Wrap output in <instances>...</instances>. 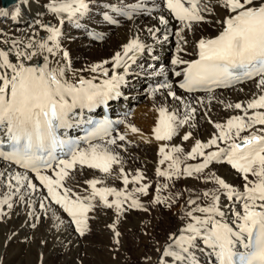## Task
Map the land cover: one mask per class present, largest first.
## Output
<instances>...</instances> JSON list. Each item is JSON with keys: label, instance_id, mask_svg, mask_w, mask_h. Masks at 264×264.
<instances>
[{"label": "snow or ice", "instance_id": "1", "mask_svg": "<svg viewBox=\"0 0 264 264\" xmlns=\"http://www.w3.org/2000/svg\"><path fill=\"white\" fill-rule=\"evenodd\" d=\"M28 3L20 0L11 13L13 20ZM42 3L55 23L37 20L24 39L9 40L0 30V217L7 215L4 206L11 211L18 204L30 209L28 217L40 221L34 207L38 204L45 215L51 212L60 224H64L61 215L66 214L65 227L84 237L91 231L90 220L95 219L90 213L112 210L115 219L107 228L113 234V244L119 246L122 234L117 225L121 217L131 210H150L140 197H149L153 185L144 182L140 171L130 179L116 151L124 147L118 142L126 141V135L113 136V121L107 117L94 120L88 115L121 95L125 74L146 45L134 35L110 60L76 69L70 50L64 46L68 38L65 28L86 29L97 15L108 25H119V16L133 23L141 17L154 18L167 26L166 9L180 24L174 33L176 55L170 61L175 66L172 74L178 79L174 87L165 77L151 93L166 90L164 96L177 105L175 110L165 105L156 109L158 117L151 130L154 140L171 142L183 126L195 127L191 122L197 108L176 89L205 93L209 104L218 100L226 109L241 114L219 123L204 113L215 131L206 142L196 139L190 151L177 144H160L155 174L171 183L155 186L151 205L171 209L177 204L183 192L161 193L181 179L213 187L195 197L194 189H186L189 196L180 216L182 225L154 249L158 254L155 264H201L198 254H206L211 264H264V0H162L163 7L157 3L149 6L146 0ZM154 12L160 14L154 17ZM0 16L7 17L9 12L0 10ZM202 24L215 26L216 31L193 40L194 56L185 59L188 33L194 34ZM147 31L155 37L160 29L148 27ZM87 34L94 40L104 39L95 31ZM247 81L253 82L258 92L246 104L218 99L217 90ZM195 101L205 103L199 96ZM128 127L132 133L139 132L133 125ZM72 129L83 130L84 135L73 138L69 136ZM192 137L188 131L181 138L189 141ZM209 149L215 150L206 151ZM197 158L201 160L196 164L185 163ZM213 165L230 167L240 184L217 175L210 167ZM85 169L103 175L85 179L81 185L79 175ZM107 178L122 180L123 187L109 186ZM77 185L84 194L74 190ZM129 185L138 186L129 190ZM145 259L151 261V257Z\"/></svg>", "mask_w": 264, "mask_h": 264}, {"label": "bare ground", "instance_id": "2", "mask_svg": "<svg viewBox=\"0 0 264 264\" xmlns=\"http://www.w3.org/2000/svg\"><path fill=\"white\" fill-rule=\"evenodd\" d=\"M146 2L148 3L149 6H151L152 3H157L160 4L161 7H163L162 0H146ZM19 4L20 2L13 6H10L9 8H4L0 0V10L9 12V16L7 17L0 16V30H3V32L6 34L9 40L13 38L16 39L26 38V35L29 33L30 28L34 26L37 20L50 21L52 23H55V21L51 19V14L47 12L45 7H43L42 0H29L28 4H23L21 6V15L17 19L13 20L11 13L14 12L15 8ZM159 14L160 13L158 12H154L153 16L155 17L158 16ZM163 14L165 15L166 18L169 19V24L167 26L159 24L158 20L154 18L141 17L135 23H133L131 21L126 22L123 18L117 16L116 18L120 20V24L117 27H114L112 25H108L104 23L100 19L99 15H97L93 18L91 24L87 25L86 29H76L74 26L68 25L69 30L67 31H71V32L74 31L79 38L78 39L67 38L65 40V45H64L68 50H70V53L73 58V67L76 69H80L82 67H86L88 64L91 63H99L104 60H110L112 55L116 51H120L122 45L126 43L129 39H131L134 35H138L139 38L142 40V42L145 43L146 50L137 55L136 63L131 64L128 73L125 74V83L122 84L120 87L121 95L118 98L110 101L108 106L110 107L111 112L115 118L124 121V123L121 124L120 128L122 132L126 135L127 137L126 140L129 139V140H134L136 142L139 141L140 145H142L140 146V149H143V151L139 150L141 153L139 152L136 153L135 151L133 152V149L130 150L127 147V145L125 146L124 145L125 142L123 143L118 142V143H122L124 147L117 148L116 151L119 152L120 156L122 157L123 160L122 166L124 167L126 173L130 174L129 176L130 179H131V175H134L136 171H140L144 173V176L146 178L144 182L151 183L153 185V187L149 190L150 196L145 197L144 198L145 202L143 201V204L146 207H148L147 203L149 202L151 196L155 195L154 189L158 183H166V182L171 183L164 180L161 177H157L155 174V169L158 166V160L160 158L158 155V148L160 144L161 143L177 144L184 147L185 151L187 152L190 151L196 139H200L202 142H206L209 138H211V135L215 131L212 125H210L209 127L207 126L208 128L206 129L205 127L201 128L196 124L195 127H189L188 125H185L179 129V134L173 138V141L159 142V141H155L154 138L152 137L151 130L155 126V121H153V117L152 118L149 117L148 121L143 124L144 125L143 131H139L138 133H132L128 127V125H133L132 121L128 117V113L134 109V105L137 102V95L143 93L144 91H147V93L149 92L147 89H145L144 84H148V85H155L157 83L160 84L163 83L165 77H167L174 84L175 87V82L178 79L172 74L171 71V69L174 68L175 66L172 65L170 68L162 69L161 67L162 64L157 61L159 59V55L165 56L166 55L165 53L171 49L170 46H168V44L169 43L175 44L176 43L175 40H177L176 36L174 35V33L176 32L177 22L168 16L166 9H164ZM148 27L159 28L160 31L156 33L155 37H153L148 33L147 31ZM92 31H95L103 35L104 39L103 40L92 39V37L87 34V32H92ZM215 31H216L215 26L202 24L196 29L194 34L188 33L189 43L188 45H184V47L188 48L189 54L187 55L182 54L184 55V58L191 59L194 56V53L192 52L193 40L198 39L201 36L212 35L215 33ZM165 35H168L167 40H164ZM84 37L85 40H83ZM100 42H103V44L100 45L96 44ZM104 44H106V46H104ZM82 54L85 55L84 62L80 61L81 58L80 55ZM120 71L122 72V70ZM160 74L162 77H159L157 81L153 82L150 80L153 77H155L154 75H160ZM85 75H88V78H91L90 74H85ZM148 77H150L149 79L150 81L147 82L145 81V79H147ZM176 90L178 91V94H182L184 96L186 102L192 104V106L194 107H197L196 106L197 103L195 101V97L197 96L204 98L205 100L204 104H209L207 100V96L205 95L204 96L188 95L187 93H183L182 90L179 89ZM165 91L166 90H161L160 92H157V94H159V97L157 96L156 99V103H158V107L161 105H165L171 108V110H175L177 102L172 100L171 98H166L163 94ZM230 91L234 93L231 94L230 97H227ZM256 92H258V89L255 88L254 83L249 82L237 86L232 90L217 91V96L219 100H223L225 103H231L233 100L239 101L241 99L242 101L245 102L244 104H246V100L250 99L252 97V94ZM180 110H183L182 106ZM99 111H100V107L97 108L94 113H88V115L98 114ZM157 113L158 112H156V114ZM237 114H241L240 111L237 110ZM152 116L155 117V115ZM154 119L156 120L157 118ZM76 131L77 129L69 130V135L75 134ZM188 131H191L193 133V137L189 141L185 142L182 140L181 137L183 134H185ZM144 150L147 155H145ZM210 150H215V149H209L208 151ZM134 155L138 157L135 158ZM198 162L199 160L197 158V160H189L186 161L185 163L196 164ZM2 163L3 162L0 161V164ZM161 167H166V165ZM210 167L212 171L216 172L217 175H220L223 178H225L229 183H233L237 186L240 184L239 178L235 175L234 171L230 169V167L226 165H213ZM86 170H84V172L88 174V179L93 178V176L103 175L101 173L95 172V170H87V171ZM79 180L81 181V179ZM106 183L109 186L117 187L118 189L123 187L122 180H118L114 178H107ZM136 186L137 185H129V190H131ZM211 187H213L212 184L205 185L201 182L194 181L192 179H181L175 182L174 187H170L168 190H165L161 193L162 196H169L176 192H183V195L179 197V202L175 204L171 209H168L163 206H153V207L151 206L153 208L151 209L154 212H152L151 210H149L147 213L139 210H131L129 212H126L125 215L121 217L120 223L117 225V229L122 234L120 237L121 245L119 246L113 244L112 242L113 234L111 233V230L107 228V225L112 223L113 220L115 219V215L112 210L103 209V211L101 210L102 212H100L102 214L100 216L94 213H90L91 216L95 217V219L90 220L89 222L91 227L93 228L94 233H92V236H90L91 233L89 234L88 237L86 235L87 238H85V237H80L78 234H75V232L73 233L72 232L73 229H69L65 227V225L68 222L66 218V214L61 215L60 213H57L58 215H61V220H64V224H60V222L57 221L55 217H52L51 212L45 215L44 210L40 209L37 204L34 205V207H36V215L41 216L42 219L40 221H36L35 218L27 216V211H30V209H27L26 206H20L18 204H14V207L11 211L8 210L6 206H4L2 210L5 213H7V215L4 217H0V223H3V225L0 226V264H16V263L21 264V261L17 260L19 253L14 254V252H10L13 246L17 247V245H15L14 243L19 241L18 239L19 236L12 237L13 235L11 236V234H9L11 236L10 238H12V242L10 241L11 244L7 242L10 244L7 248L4 247L5 245L4 242L7 240L6 238L7 232L13 233L15 230H17V228H19V226L16 227L18 225L17 223L22 224L27 220H31V219L35 223H37V225L40 226L41 228L43 225H45V223L52 225H60L62 226V228H64L62 230L60 226L59 227L54 226L57 229L60 228L62 231L59 230L58 231L63 232L61 234H64L59 238L57 237L58 239H56L54 245H52L51 248L52 257L55 260V264H74L75 258L78 259L79 261L81 260L82 263L80 264H155L158 254L154 249L163 245L168 235L172 232H175L178 226L182 225L180 216L183 214L185 208L184 202L189 196V193L186 191V189L192 188L194 189L193 192H200L205 188H211ZM52 207L55 208L56 206L53 205ZM152 215H154V219L156 218V220H154L155 222H153V224L150 225ZM161 217L165 221L163 223V226L161 227L162 233L161 235H159V237H157V240L155 241L156 242L155 246L151 250L150 247L149 249H147L149 242L148 234L150 233L148 234L146 233V235L143 236L142 239L143 242L141 243V245L138 246V248L132 249V246L129 244L130 242H128V237H127L128 234H131L132 237L133 236L135 237L137 235L142 236V234H145L147 229L150 230L153 226H157L159 224L158 221ZM29 224L28 226L25 224V226L31 227L29 226ZM25 226L21 227L22 231L26 228ZM8 227H9V231H8ZM25 232H22V234L24 235ZM2 233H5L4 234L5 236L1 237ZM84 243L86 244L85 246H83ZM48 255L49 252L45 256L48 257ZM145 257H151V261L146 260ZM198 258L200 259L201 264H211V260L206 254L204 255L198 254Z\"/></svg>", "mask_w": 264, "mask_h": 264}, {"label": "rangeland", "instance_id": "3", "mask_svg": "<svg viewBox=\"0 0 264 264\" xmlns=\"http://www.w3.org/2000/svg\"><path fill=\"white\" fill-rule=\"evenodd\" d=\"M174 20V19H173ZM176 21V20H175ZM126 22H130V21H126ZM177 22V27H176V31L179 30L180 28V24L178 21ZM69 30V26H67L65 28V33H66V36L70 39H78L79 37L75 34L74 31H67ZM68 34V35H67ZM87 37V36H86ZM177 38V37H176ZM83 39V38H81ZM85 40V37L84 39ZM176 43L175 44H171L169 43L168 46H170V50L168 52H166L165 56H161L159 55V59L157 60L159 63H161V67L162 69H167V68H170L172 65L170 63V59H172L174 56H175V52H176V44H177V40H175ZM96 44H103V42H100V43H96ZM104 46H106V44H104ZM80 61L81 62H84L85 60V55H80ZM155 77H153L152 79H150V77H148L147 79H145V81H157L159 79V77H162L161 74L160 75H154ZM158 76V77H157ZM150 79V80H149ZM159 85V83L155 84V85H148V84H144V87L145 89H147L149 92L147 93V91H144L143 93L137 95V102L135 103L134 105V109L131 110L129 113H128V117L129 119L132 121L133 125L136 126L139 131H143V124L146 123L149 119V117H153V121L156 122V120L154 118H157L158 117V113L156 114L157 111H155L157 108H158V103H156V99H157V96L159 97V94L155 93V95H153L151 93V89L154 88V87H157ZM232 90V89H231ZM234 92H231L228 93L227 97H230L231 94H233ZM237 93V92H236ZM151 96H150V95ZM190 95V94H189ZM192 95H198V94H192ZM207 96V94H200V96ZM155 98V99H154ZM248 99L246 100V103H247ZM216 104H215V103ZM237 102H240V103H245L244 101H242L241 99L238 101V100H233L231 103H237ZM208 105V106H207ZM210 105V106H209ZM197 107V113H196V117H195V120L192 121L191 123H194L196 125H198L199 127L201 128H208L211 124H209L207 122V118H205V115L204 113H208V116L214 121V122H219V123H223V122H226L228 118H230V116L232 115H237V110H234V109H226L223 104H220L218 101H215L213 100L211 102V104H204V105H200V104H197L196 105ZM218 106V107H217ZM224 108H223V107ZM202 107V108H201ZM210 107V108H209ZM169 108V107H168ZM204 109V110H203ZM139 110V111H138ZM169 110H171V108H169ZM151 111V112H150ZM239 111V110H238ZM136 112V113H135ZM144 112V113H143ZM147 112V113H146ZM181 112H183V110H181ZM142 113V114H141ZM153 113V114H152ZM135 114V115H134ZM145 114V115H144ZM148 114V115H146ZM230 114V116H229ZM138 115V116H137ZM152 115H155L152 116ZM131 116V117H130ZM148 116V117H146ZM144 117V119H143ZM140 118V119H139ZM146 118V119H145ZM206 120V121H205ZM138 124V125H137ZM142 124V125H141ZM141 126V127H140ZM208 126V127H207ZM117 134H124L121 130V128L119 127L116 131H115V135ZM125 142V146L127 145V147L131 150L133 149V152L135 151L136 153H141L140 151H143V149H140V143L139 141H134V140H126L124 141ZM186 142V141H185ZM123 143V142H122ZM221 146H223V144H221ZM140 150V151H139ZM129 151V150H128ZM208 151V150H207ZM145 152V150H144ZM145 155L146 152H145ZM135 158L138 157L136 155H134ZM199 162L201 160V158H198ZM86 170V169H85ZM87 171V170H86ZM83 174V175H82ZM81 176H79V179H81L80 181V184L82 185L83 181L85 179H88V174L86 172H82L80 174ZM85 175V176H84ZM84 177V178H82ZM84 179V180H83ZM83 180V181H82ZM138 186V185H137ZM81 192V194H84L83 193V189L78 186H76L74 188V190H77ZM197 192H193L192 195L193 197H195ZM145 197H140L142 203L143 201L145 202L144 200ZM111 199V197H110ZM147 203V202H146ZM147 206L148 208L154 212L152 209L153 205H151L149 202L147 203ZM152 206V207H151ZM152 208V209H151ZM103 209H100L96 212H93L94 214H97L98 216L102 215L100 212H102ZM154 214V213H153ZM32 220V219H31ZM27 220L26 222L24 223H17L18 225L16 227L19 226V228H17V230H15L13 233L12 232H7L6 233V238L7 240L4 242L5 245L4 247L7 248L11 243L10 241L12 242V238H10L12 235V237H16V236H19L18 239L19 241L14 243L15 245H17V247L13 246L11 248V251L10 252H14V254H18V258L17 260L18 261H21V264H55V260L54 258L52 257V252H51V248H52V245H54L56 239H58L60 236L64 235V234H61L63 232H59V231H62L64 228H62V226H60V228H55L57 227V225H52V224H46L42 226V228L40 226H38L37 228H32V227H27L28 224L29 226H31L32 223H35L33 220ZM154 220H156V218L154 219V215H152L151 217V222H150V225L153 224V222H155ZM30 221V222H29ZM165 220L162 219V217L159 219V224L157 226H153L150 230H146L145 234H142L141 235H137V236H133L131 234H128V242H130L129 244L132 246V249L133 248H138V246L141 245V243L143 242V236L146 235V233H150L148 234V246H147V249H149L150 247V250L155 246V241L157 240V237H159V235H161V227L163 226V223H164ZM48 223V222H47ZM24 224V225H23ZM25 224L27 226H25ZM37 224V223H36ZM3 223H0V226H2ZM50 225V226H49ZM25 226L26 228L22 231V228ZM53 226V227H52ZM55 226V227H54ZM58 226V227H59ZM21 228V229H20ZM32 228V229H31ZM90 228H91V231L89 233H87V237L89 236H92V233L93 232V228L91 227L90 225ZM20 229V230H19ZM28 229V230H27ZM39 229V230H38ZM55 229V230H54ZM33 230V231H32ZM59 230V231H58ZM8 231H9V227H8ZM19 231V232H18ZM25 232V234L23 235L22 232ZM17 234H16V233ZM73 233L75 232L74 230L72 231ZM21 235H19V234ZM5 233H2L1 237L2 236H5L4 235ZM11 234V236L9 235ZM29 234V235H28ZM75 234H78L75 232ZM23 235V236H22ZM79 235V234H78ZM86 235L84 236L85 238ZM58 237V238H57ZM30 238V239H29ZM42 241H46L45 243H42ZM52 241V242H51ZM9 242V243H7ZM86 244L84 243L83 246H85ZM18 248V249H17ZM17 251V253H16ZM49 252V255L48 257L45 256L47 255V253ZM51 252V253H50ZM13 254V253H12ZM43 257V259H42ZM45 258V259H44ZM76 259V258H75ZM74 259V264H80L82 263L81 260L79 261L78 259L75 260ZM42 261V262H41ZM78 261V262H77ZM17 264V263H16Z\"/></svg>", "mask_w": 264, "mask_h": 264}, {"label": "water", "instance_id": "4", "mask_svg": "<svg viewBox=\"0 0 264 264\" xmlns=\"http://www.w3.org/2000/svg\"><path fill=\"white\" fill-rule=\"evenodd\" d=\"M1 2L4 8H8L12 5L17 4L18 2H20V0H1Z\"/></svg>", "mask_w": 264, "mask_h": 264}]
</instances>
